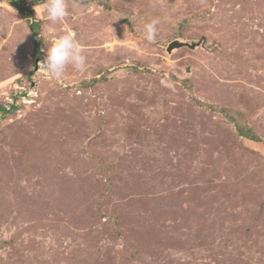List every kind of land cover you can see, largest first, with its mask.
Masks as SVG:
<instances>
[{"label":"rangeland","instance_id":"obj_1","mask_svg":"<svg viewBox=\"0 0 264 264\" xmlns=\"http://www.w3.org/2000/svg\"><path fill=\"white\" fill-rule=\"evenodd\" d=\"M67 4L34 54L0 1V264H264V0ZM66 32L85 70L45 78Z\"/></svg>","mask_w":264,"mask_h":264},{"label":"clouds","instance_id":"obj_2","mask_svg":"<svg viewBox=\"0 0 264 264\" xmlns=\"http://www.w3.org/2000/svg\"><path fill=\"white\" fill-rule=\"evenodd\" d=\"M41 13L53 24L62 21L68 15L67 0H42ZM158 23V19H153L145 24L144 31L149 41H155ZM45 42L48 45L45 58L39 65L45 78L59 79L69 65L79 71L85 70L86 57L73 32H66Z\"/></svg>","mask_w":264,"mask_h":264},{"label":"trees","instance_id":"obj_3","mask_svg":"<svg viewBox=\"0 0 264 264\" xmlns=\"http://www.w3.org/2000/svg\"><path fill=\"white\" fill-rule=\"evenodd\" d=\"M0 1H6L8 4H10L12 7L16 8L18 11H20L21 13H25L26 17H32L33 20L29 23V29L31 32V36H32V42H33V53L35 54L38 50H39V40H38V34L40 31V27H39V22L34 18L33 15V4L37 3V2H42V0H32V3H25V0H0ZM35 56V55H34ZM17 96L14 95V99H16ZM16 109V105L14 104H10V108H6L5 105H1L0 104V113L2 115H6L9 114L11 112H13V110ZM238 132L240 135L251 139V140H256V136L251 132L248 131V129H245L244 127L240 126V125H236Z\"/></svg>","mask_w":264,"mask_h":264},{"label":"water","instance_id":"obj_4","mask_svg":"<svg viewBox=\"0 0 264 264\" xmlns=\"http://www.w3.org/2000/svg\"><path fill=\"white\" fill-rule=\"evenodd\" d=\"M204 41H205V37L201 38L198 41H189V42L175 39L168 44L167 51H171L174 48H180V47H188L190 49H195L197 46L203 45Z\"/></svg>","mask_w":264,"mask_h":264},{"label":"built area","instance_id":"obj_5","mask_svg":"<svg viewBox=\"0 0 264 264\" xmlns=\"http://www.w3.org/2000/svg\"><path fill=\"white\" fill-rule=\"evenodd\" d=\"M11 104H12V103H11ZM5 106H6V108H8V109L10 108V105H5Z\"/></svg>","mask_w":264,"mask_h":264}]
</instances>
